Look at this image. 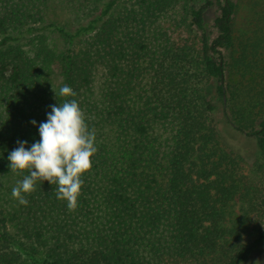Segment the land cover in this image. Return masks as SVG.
I'll return each mask as SVG.
<instances>
[{"label":"trees","instance_id":"trees-1","mask_svg":"<svg viewBox=\"0 0 264 264\" xmlns=\"http://www.w3.org/2000/svg\"><path fill=\"white\" fill-rule=\"evenodd\" d=\"M117 1L0 0V176L29 174L8 155L65 99L98 148L75 211L42 180L27 206L0 198V264H241L264 240V0L240 21L237 0ZM61 5L96 15L70 33ZM219 109L260 151L246 170Z\"/></svg>","mask_w":264,"mask_h":264},{"label":"clouds","instance_id":"clouds-1","mask_svg":"<svg viewBox=\"0 0 264 264\" xmlns=\"http://www.w3.org/2000/svg\"><path fill=\"white\" fill-rule=\"evenodd\" d=\"M56 96L75 97L77 93L67 84L57 91ZM31 123L36 126V121ZM40 139L27 147L26 141H18V147L8 155L11 171L29 173L17 181L12 188V197L27 206V194L36 191L38 180L56 185V197L67 202L69 211L78 207L82 194L83 176L93 167L92 158L98 148L96 133L87 123L85 111L76 99H65L52 105L47 120L38 125Z\"/></svg>","mask_w":264,"mask_h":264},{"label":"rangeland","instance_id":"rangeland-1","mask_svg":"<svg viewBox=\"0 0 264 264\" xmlns=\"http://www.w3.org/2000/svg\"><path fill=\"white\" fill-rule=\"evenodd\" d=\"M202 1V0H201ZM204 1V0H203ZM246 0H237L238 6H239V17L238 21L242 18L243 14L246 12ZM118 3L116 4V8L120 7V4L122 3V0H118ZM59 14L57 15L58 18L55 20L57 22V25L55 26H61L64 27V29L70 33H73L79 26L85 25L88 23L90 19H93L94 16H87L82 17V15H75L74 12L72 14L69 13L68 9L65 7V5H61L59 7ZM217 14V9L215 6L210 7L208 12L205 14V20L207 22V27L210 28V25L212 24L213 17ZM41 24L35 25V28H32L28 30L27 35H31L38 32H45L52 30V33H49L51 38L53 39L54 43L59 48H64L69 46V41L65 39L59 32L53 28H44L41 30H37V28L41 27ZM37 27V28H36ZM89 31L85 32L83 36L88 34ZM13 36H17V34H13ZM77 38V37H76ZM60 77H57L55 79V85H60ZM214 88L212 90V94L215 95ZM216 96V95H215ZM217 97V96H216ZM217 100V103L220 107V101L219 99L215 98ZM224 114L221 111V109L216 112L214 115L216 128L219 132L221 144L226 148H230L233 151L239 153L242 157V169L246 170L256 158L260 156V151L256 148L255 142L251 137L246 135V133L239 131L235 127L229 124V122H226V119L224 118ZM17 181L13 176H0V198L1 199H9L12 198V188L16 185ZM241 264H264V240L257 246V248L251 253L249 258L241 263Z\"/></svg>","mask_w":264,"mask_h":264}]
</instances>
